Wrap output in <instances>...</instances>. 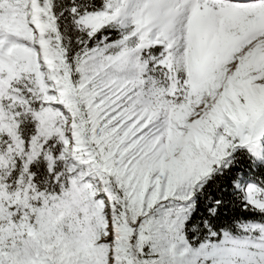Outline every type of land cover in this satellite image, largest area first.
Returning <instances> with one entry per match:
<instances>
[{
	"label": "snow or ice",
	"instance_id": "snow-or-ice-1",
	"mask_svg": "<svg viewBox=\"0 0 264 264\" xmlns=\"http://www.w3.org/2000/svg\"><path fill=\"white\" fill-rule=\"evenodd\" d=\"M0 264H264V0H0Z\"/></svg>",
	"mask_w": 264,
	"mask_h": 264
}]
</instances>
